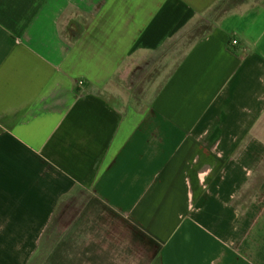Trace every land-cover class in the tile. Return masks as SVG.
I'll use <instances>...</instances> for the list:
<instances>
[{
    "label": "crops",
    "instance_id": "crops-1",
    "mask_svg": "<svg viewBox=\"0 0 264 264\" xmlns=\"http://www.w3.org/2000/svg\"><path fill=\"white\" fill-rule=\"evenodd\" d=\"M196 20L126 131L105 91ZM263 162L264 0H0V264L75 188L43 264H264Z\"/></svg>",
    "mask_w": 264,
    "mask_h": 264
},
{
    "label": "rangeland",
    "instance_id": "rangeland-1",
    "mask_svg": "<svg viewBox=\"0 0 264 264\" xmlns=\"http://www.w3.org/2000/svg\"><path fill=\"white\" fill-rule=\"evenodd\" d=\"M232 6H229V8ZM228 10V9H226ZM226 11H221L223 14ZM196 20L184 33L170 44L168 51L149 57L142 64L135 65L128 77H123L122 85H118L117 92L105 91V96L114 102L125 113V130L132 129L146 110L154 95L167 77L183 59L193 42L209 29L207 23L201 24ZM258 180L264 178V162L258 175ZM88 192H77L67 199L59 209V217L66 220L73 216L79 205L88 197ZM82 195V196H81Z\"/></svg>",
    "mask_w": 264,
    "mask_h": 264
},
{
    "label": "trees",
    "instance_id": "trees-1",
    "mask_svg": "<svg viewBox=\"0 0 264 264\" xmlns=\"http://www.w3.org/2000/svg\"><path fill=\"white\" fill-rule=\"evenodd\" d=\"M77 192H83V191L81 189H79V188H75L73 190L72 194L74 195ZM69 197H71V196H69ZM69 197H65V198L61 199V201L59 203V206H58V210L63 206V204L67 201V199ZM86 199L79 205L77 210L74 212L73 217H74V215H76L78 213V211L80 210L81 206L84 205ZM73 217H70V218H68L66 220H61L60 217H59L58 212H57V214H55V216L53 217V219H52V221H51V223H50L45 235L43 236V238L41 240L39 248L35 252V254L32 257V259H31L29 264H43L45 262V260L47 259V257L51 253V251L54 249V247L56 246L58 241L63 236L67 226L72 222Z\"/></svg>",
    "mask_w": 264,
    "mask_h": 264
},
{
    "label": "built area",
    "instance_id": "built-area-1",
    "mask_svg": "<svg viewBox=\"0 0 264 264\" xmlns=\"http://www.w3.org/2000/svg\"><path fill=\"white\" fill-rule=\"evenodd\" d=\"M237 41L236 40H233V43L235 44Z\"/></svg>",
    "mask_w": 264,
    "mask_h": 264
}]
</instances>
